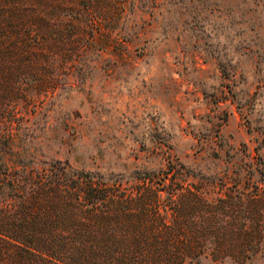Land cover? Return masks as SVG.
<instances>
[{"label":"rangeland","instance_id":"rangeland-1","mask_svg":"<svg viewBox=\"0 0 264 264\" xmlns=\"http://www.w3.org/2000/svg\"><path fill=\"white\" fill-rule=\"evenodd\" d=\"M84 14L53 23L50 79L42 69L21 105L15 146L31 166L128 186L177 162L207 199L264 186V0H96ZM184 264H264V240L243 263Z\"/></svg>","mask_w":264,"mask_h":264},{"label":"trees","instance_id":"trees-1","mask_svg":"<svg viewBox=\"0 0 264 264\" xmlns=\"http://www.w3.org/2000/svg\"><path fill=\"white\" fill-rule=\"evenodd\" d=\"M94 3L0 0V264L245 262L264 240V186L235 183L207 199L180 185L177 162L122 186L58 160L34 167L17 151L21 105L38 100L42 69L50 79L53 23L84 26Z\"/></svg>","mask_w":264,"mask_h":264}]
</instances>
